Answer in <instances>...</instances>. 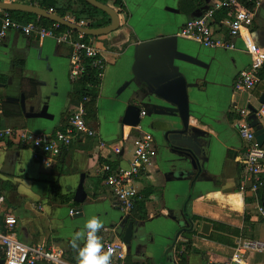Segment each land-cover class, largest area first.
Instances as JSON below:
<instances>
[{"label": "crops", "instance_id": "0c3cea01", "mask_svg": "<svg viewBox=\"0 0 264 264\" xmlns=\"http://www.w3.org/2000/svg\"><path fill=\"white\" fill-rule=\"evenodd\" d=\"M42 1L2 0L44 9ZM52 1L57 9H70V0ZM115 1L111 0L109 7ZM219 1L122 0L124 10L112 7L121 11L117 31L98 38L85 35L106 62L97 119L89 124L98 137L79 140L59 157L46 161H36L29 148L13 140L0 142V215L17 218L14 234L18 242L30 248L60 250L65 260L77 262L84 241L74 242V235L82 230L86 235L84 224L93 216L103 221L98 232L110 229V236L122 240L131 213H122L104 184L101 168L109 162L128 167L135 140L151 134L159 154L136 180L142 207L132 215L135 237L130 246L125 245V264H181L182 259L186 264H264V252H248L231 263L237 244L253 240L248 238L253 226L258 233L254 240L264 241L262 207L258 197L243 187L240 177L244 144L234 127L237 109L264 105L260 103L264 69L252 92L237 93L234 89L238 74L250 66L254 50L264 53V0L256 10L253 26L235 40V50L206 47L181 36L188 21ZM32 15L36 18L30 23L40 22L47 28L56 24L46 26L41 21L45 18ZM67 17L79 21L71 12ZM224 20L230 17L218 22L214 18V23ZM77 35L74 31V39ZM72 52L69 45L15 31L0 38V128L52 134L63 125L66 112L71 115L80 109L81 104L68 98ZM174 71L187 85L186 130L177 106L155 96L146 84ZM29 81L38 84L35 90ZM21 95L25 96L27 112H40L48 102L53 119L26 118L20 103L7 101ZM142 102L151 105L150 113L141 117L137 128L123 125L128 106ZM6 104L11 105L8 110L19 109L21 115L6 117ZM82 175L87 198L78 204L74 198ZM73 211L79 214L72 216ZM205 224L211 226L209 233H203ZM214 224L221 228L215 231ZM0 234H6L3 225ZM3 254L1 250L0 260H5Z\"/></svg>", "mask_w": 264, "mask_h": 264}, {"label": "built area", "instance_id": "2783aa9c", "mask_svg": "<svg viewBox=\"0 0 264 264\" xmlns=\"http://www.w3.org/2000/svg\"><path fill=\"white\" fill-rule=\"evenodd\" d=\"M11 0H5L9 2ZM36 4L40 0H33ZM2 2V0H0ZM261 6V0H220L212 8L201 16L187 22L181 32V36L191 38L206 47L235 50V40L240 37L243 30L253 26L256 10ZM226 10L230 20H224L217 25L214 18L217 12ZM50 13H55L54 9ZM83 28H91V21L67 17ZM59 24L51 28L42 26L40 22L20 24L11 19L7 11L0 9V38L4 39L8 32L15 31L25 37L36 36L40 40L52 39L58 45H69L73 48L71 60L70 78L78 79L84 72L83 58L92 59V65L100 71V78L106 70L105 60L97 50L87 42L85 35L78 32L77 38L73 37V30L62 31ZM221 33L219 35V33ZM264 69V53L254 50L251 64L242 70L235 81L234 89L237 93H250L257 86L259 74ZM255 114L259 125L264 128V105L255 109L253 113L249 106L239 108L236 111L234 127L243 142V155L241 157V173L243 187L248 192L258 197L259 190L264 185V151L258 142L255 129L251 127L250 117ZM145 115L142 112L141 117ZM97 131L89 126L84 118L83 107L73 111L68 119V125L64 131H56L52 134H35L28 130L12 127L0 128V142L6 139L13 140L22 147L29 148L36 161H46L57 158L79 140L96 139ZM134 153L128 167L119 164L113 166L112 162L105 163L101 168V175L105 186L110 189L117 200L124 215H128L140 200V194L136 188V180L144 173L153 160L158 156V148L151 134H145L134 142ZM3 198L0 194V205ZM261 212L264 214L263 209ZM79 212L73 211L72 216ZM6 230L5 235L0 234V248L5 255L4 264H79V261L71 263L65 260L60 250L47 251L42 248H30L15 238L17 218L14 215H0V226ZM112 230L105 229L97 233L100 238L103 251L111 249L110 264H125V243L121 239L110 236ZM248 252H264V241L241 240L236 246V253L231 263H236ZM239 256L241 257L240 259ZM213 264V263H209Z\"/></svg>", "mask_w": 264, "mask_h": 264}, {"label": "water", "instance_id": "95a60500", "mask_svg": "<svg viewBox=\"0 0 264 264\" xmlns=\"http://www.w3.org/2000/svg\"><path fill=\"white\" fill-rule=\"evenodd\" d=\"M86 1L92 6L106 13L111 19V24L103 28H83L79 26L78 24H76L75 22L68 20L67 18L61 17L54 13H50L37 6L20 4V3L6 4L3 2H0V9L5 10V11H21V12L32 13L42 18H45L47 20H50L51 22H55L59 24L60 26H63L73 31L82 33L86 36H91L95 38L106 36L119 29L120 18H119L118 12H116L112 7L104 5L98 2L97 0H86ZM146 84L149 86L150 90L153 91V94L155 96L161 99H164L174 104L175 106H177L181 120L184 125V128L185 130L188 129L189 127L188 126L189 104H188V96H187V85H186L185 79L178 72L174 71V72H169L160 77L149 79L146 81ZM139 98L140 96L138 95L135 100H138ZM47 100H49V98ZM7 101L20 103L22 112L26 118H40V119H46V120L53 119V116L49 114L48 102L44 104L40 112L35 113L33 111L27 112L26 99L24 95H21L20 98H8ZM260 103L264 104V94L260 100ZM150 107H151L150 104H146L144 102H142L139 105L137 104L129 105L125 112L123 125L131 127V128H137L141 123L142 112L150 113ZM249 109L253 113L255 112L254 107L249 106ZM250 119L252 120L251 127L255 129V134L257 136L258 142L260 143V146H263L264 145V128H262L259 125V122L255 114H253L250 117ZM193 166H195L194 163H193ZM84 177L85 176L82 175L81 182L79 184V187L76 191L75 198H74L75 202L78 204H83L87 198V193L84 188ZM210 229H211V226L209 224H205L203 226V233H209ZM134 232H135V224L134 222H130L128 226L126 227L124 236L122 238V241L125 243L126 246H130L132 244V241L135 237ZM180 234L181 233H179V235ZM170 257H172L171 254H170ZM4 263H5V260H0V264H4Z\"/></svg>", "mask_w": 264, "mask_h": 264}, {"label": "trees", "instance_id": "16d2710c", "mask_svg": "<svg viewBox=\"0 0 264 264\" xmlns=\"http://www.w3.org/2000/svg\"><path fill=\"white\" fill-rule=\"evenodd\" d=\"M98 2L110 6L111 0H97ZM70 9L65 10V9H57L55 2L52 0H43L40 3V6L44 8L45 10H50L54 9V11L62 16L65 17L67 13L71 12L72 15L76 18V20H81L85 19L88 21L92 22V27L94 28H101L108 26L111 22L110 17L104 13L103 11L99 10L98 8L92 6L89 4L86 0H70ZM114 9H122L124 10L125 6L122 2V0H116L113 3ZM56 8V10H55ZM121 11H118V14L121 13ZM228 11H222V12H217L215 15V21L218 22L224 17H230ZM11 18L14 21L23 23V24H28L30 23L33 19L36 18V16L32 14H27V13H21V12H10ZM44 25L50 26L53 25L54 23L41 19ZM61 30H66L64 27H60ZM89 38L85 37V42H88ZM92 59L90 58H83L82 59V64L84 66V72L82 75L75 80H71V90L69 92L68 98L70 99L71 102H75L78 104H81L83 107L84 111V118L86 123L89 125L92 122H95L97 119V101L99 98L100 94V88H101V78H100V71L92 65ZM32 85V89L35 90L37 87V83L34 81H29ZM11 105H5V110L4 114L6 117L10 118H16L21 115V111L18 109V111H10L8 110V107ZM70 117V114L66 112L63 116V125L59 128V131H64L68 125V119ZM264 151V147H263ZM113 166H116L113 164ZM258 201L260 206L264 210V185L263 187L259 190L258 192ZM140 201L136 203L134 206V209L132 210L131 214L127 217V222H134L135 217H133V213L135 212L136 209L141 208L142 205L140 206ZM215 231H218L221 226L214 224ZM223 228V227H222ZM224 229V228H223ZM187 237H190V235H187ZM211 238H215V235H211ZM1 252V249H0ZM2 259H5L4 254L1 257ZM181 264H186L185 261L182 259Z\"/></svg>", "mask_w": 264, "mask_h": 264}, {"label": "clouds", "instance_id": "9594fccd", "mask_svg": "<svg viewBox=\"0 0 264 264\" xmlns=\"http://www.w3.org/2000/svg\"><path fill=\"white\" fill-rule=\"evenodd\" d=\"M102 227L103 221L93 216L84 224L86 235L83 230L74 235V242L76 240L84 241V246L79 248L78 251L79 264H110L112 251L111 249L103 251L102 242L97 236L98 231Z\"/></svg>", "mask_w": 264, "mask_h": 264}, {"label": "rangeland", "instance_id": "374dc122", "mask_svg": "<svg viewBox=\"0 0 264 264\" xmlns=\"http://www.w3.org/2000/svg\"><path fill=\"white\" fill-rule=\"evenodd\" d=\"M53 81H54V84H57V81L53 78L52 79ZM252 103H253V105L255 106V107H258V103H257V100H255V99H252ZM256 232V227L255 226H253V232L251 233V235H249L248 236V238L249 239H256V236H258V233H255ZM258 253H256V254H252L251 255V257H253V255H257ZM264 257V256H263Z\"/></svg>", "mask_w": 264, "mask_h": 264}]
</instances>
